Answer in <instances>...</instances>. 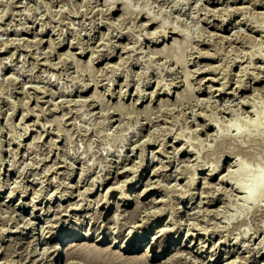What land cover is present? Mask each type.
I'll list each match as a JSON object with an SVG mask.
<instances>
[{
  "label": "rangeland",
  "instance_id": "rangeland-1",
  "mask_svg": "<svg viewBox=\"0 0 264 264\" xmlns=\"http://www.w3.org/2000/svg\"><path fill=\"white\" fill-rule=\"evenodd\" d=\"M125 1H128L129 7H131V9L133 8L135 12L124 9L125 5L122 3L124 0H119V2L118 0H112L111 3L114 2V4L117 5L115 7L116 10L114 11L111 9V3L108 4L106 0H0V209H2L0 210V217L2 216V219L0 218V236H2L0 237V244L4 246V248L7 246L5 249H8V252H6V250L0 245V264H7L11 259L14 261L11 260V264H19L20 262L22 264H38L36 260L34 261L36 257L28 253L32 252L31 254H33L36 249L41 251L42 248L40 247H43V245L46 247L43 240L45 241V237L48 234L53 235L54 238V245L50 251L52 254L56 252V248L62 240L58 238L66 234H72L71 237H78L81 240L85 239L88 234L89 236L86 239L92 243L96 242L95 239L97 235L101 234L103 237L102 240L97 243L98 245L103 248L111 247L112 249H117L119 245L126 242V235L130 231L132 234L133 232L136 234L139 233L135 226L143 222H147L148 224H141L144 227L140 229L141 231L138 230L141 233L142 241L139 244H130L135 251L126 253L128 256L141 255L146 245H149V251L153 256L150 258V261L154 264L162 263L160 261H163L169 256V248L172 249L186 243L187 247H183L186 248L184 250L185 254L184 251H181L186 256L182 255L181 252L178 253L186 258H183V260L188 264L191 262L193 264L196 262V264H227V262L228 264H244L245 261V264H261L264 262V232L261 231L264 230V192L262 191L264 183L260 185V189L254 192L253 196L248 198L247 195L255 188L256 182L264 178V0ZM228 3L229 5H227ZM216 6H218L219 12H217V8L215 9ZM209 7H212V10L207 11L206 9H209ZM121 10H125L129 13L131 12L132 15L131 13L128 14ZM147 10L151 11L153 14L155 13L159 18L158 20L164 22L162 25L163 27L165 25L164 29L167 32L163 29L162 25H159V23L146 25L147 13L145 12ZM138 11L140 15L136 13ZM122 13H126V17L123 18ZM216 13H220V15H217ZM119 15H122V19L119 18ZM221 24L223 27H220L222 26ZM157 26H161L160 28L163 31ZM175 26L177 27V30L173 29ZM154 27L155 30L158 28L156 32ZM151 30L154 31L151 32ZM160 30L162 33H160ZM149 31L151 34H149ZM153 32L157 35H154ZM163 32H166L168 35L166 34V36ZM212 32L214 33L212 34ZM157 36L160 38L159 42ZM224 36L230 37V39L226 37L224 38ZM176 37L177 39L175 40ZM27 38L29 40H27ZM35 41L36 43L33 44ZM171 41L174 43L173 45L171 44ZM38 42L39 44H37ZM119 42L122 43L125 50ZM167 44H170L173 47L175 45V47L173 48ZM114 45L115 47L112 48ZM166 46H168L167 49L170 48V50L165 49ZM85 49L87 50L85 51ZM97 49L99 52H97ZM107 49L109 50L106 52ZM110 49L113 51L112 54L114 55V58L110 60L113 62L111 66L106 64L108 58L105 59V56L111 52ZM155 49L158 52L160 49H163L162 55L160 54L161 51L158 53ZM55 50L57 51L55 52ZM121 50L122 53H120ZM48 51H53L54 53H48ZM59 51L67 52H64V54L61 53L62 55H60ZM167 51L169 52L167 53ZM202 51L209 53L207 55L202 53ZM68 52H70V55ZM72 52L76 53V56ZM102 52H106L104 53L105 55ZM71 53L74 55L72 56ZM91 53L95 56V61L92 62L93 67L89 62V60L93 58ZM34 54H36V56ZM49 54L51 55L47 56ZM96 54H99L100 56H97ZM119 55H121L120 59L122 61L118 58ZM96 56L98 57L97 59ZM3 57L6 61H3ZM11 57H13L14 60ZM118 59L121 63H118ZM195 61H199L198 63L200 64ZM10 62L14 64L11 65ZM9 63L12 67L9 66ZM207 64L210 65L208 66ZM211 64L214 65L216 70ZM107 65L109 67H107ZM114 65L116 67H114ZM259 65H262L263 67H260ZM95 66L99 69H95ZM88 67L93 69L91 70ZM100 67L102 68V72ZM205 67L209 69L211 68V72L208 69V71L205 70L206 72L204 71L203 73H200L202 68L206 69ZM243 67L246 71L242 70ZM197 68L200 70L199 72ZM239 70H241V72ZM224 73L227 76H225ZM240 73L242 74L240 75ZM236 75L239 77L237 78ZM203 76H206V78L201 81ZM209 76L214 77L215 80H208ZM244 76L247 78L245 79ZM255 77H257V81L255 80ZM258 77H260V79ZM188 81L190 82L189 84ZM200 81L202 83H200ZM221 81H224L225 83L228 81L229 84L227 83L228 85L226 86V89L221 90L224 86ZM242 82L247 83V88L240 87ZM213 83L215 84L214 86L212 85ZM86 84L87 86L85 87ZM209 84H211L213 88ZM33 85H37L36 88ZM189 85L195 87L191 89ZM254 86H258L255 88H258L261 91H256V89L253 88ZM82 87H85V90ZM122 89H124V91H122ZM144 89L145 92H143ZM111 90H114L115 92L112 94ZM94 91H97L99 94L95 92V96ZM103 91L106 92L104 93ZM167 91H169V93ZM136 92H143L141 96H144L141 97L139 101L137 99L140 97V94H137ZM254 92L255 94L257 93V95H255ZM101 93L102 95H105V97L102 96L104 97L103 99L105 100L106 98L108 102L101 98H99L100 101L95 99V97H101ZM119 94L122 96L120 97ZM178 94L181 96L177 99ZM249 95H253V97ZM245 97L248 99H245ZM85 98H88V100L85 101ZM46 100H48V102H46ZM132 100L138 103L131 102ZM247 100L252 101L249 104V101ZM253 100L255 102H253ZM164 101L166 103H164ZM120 102H122V104ZM253 103L254 105H252ZM29 104L30 106H28ZM133 104H135V106H133ZM34 105H36L35 108ZM117 105H120V107L123 106V108L119 109L120 107ZM241 106L243 107L241 108ZM151 107L153 110H149ZM42 110L44 113L41 112ZM29 112L33 113L30 114ZM21 116L22 119H20ZM36 118L39 120L37 121ZM212 119L213 121L210 122ZM201 123L203 126L199 127ZM42 124L44 127H42ZM211 124L212 127H210ZM195 129H198L197 134ZM199 129L201 132H199ZM207 130L208 132H211L210 135ZM37 132H39V135L41 133L42 135L40 136L42 137L37 135ZM35 134L39 137V141ZM177 135L180 138H178L179 140L177 139ZM35 137L38 142L35 140ZM55 138L57 139L56 141H54ZM27 142L29 145L32 143V145L34 144L36 146L33 145L31 147ZM143 144L147 145L145 146L146 148L143 147ZM164 145L165 147L161 148V150L160 147ZM239 145L241 147H239ZM182 146H184V148H182ZM241 148H244V150ZM175 150H178L179 152L176 153ZM237 150H239V153ZM164 151H166V153H164ZM223 153L224 155L221 157V154ZM47 154H49L50 157ZM166 154H168V156H165ZM45 155L48 156V159ZM144 155H146V157ZM1 157L4 160H1ZM143 158L145 159L143 160ZM215 158L218 161L221 159L219 162L220 169L218 168L219 170L214 172V174H208V172H212L209 170L215 166L213 164L218 162ZM119 159L120 161H118ZM185 159H188L187 162ZM169 160H171V162ZM206 160L208 164L206 163ZM213 160L214 163H211ZM54 161H57L56 164ZM133 161H136L135 163H137V165H135ZM144 161L147 163L146 169L140 170L138 178L141 177V180L136 182L138 178L132 180L134 176L136 177L137 175V169L135 168L140 169V166L138 165H141ZM197 161L198 164L200 163V166L197 165ZM181 162L184 165L181 164ZM117 163L118 165H116ZM123 163H126V166L128 165L127 167L131 165L133 166L134 164L133 168L135 167V170H130L128 175L127 173L125 175H120L121 177H119V181V179L117 180L113 175L117 173V170L121 171ZM165 163L168 164V166L166 165L168 168L164 169ZM229 163H231L230 167ZM51 164L52 166H50ZM153 164L156 165L155 168H160V173L157 172L155 175L152 174ZM57 165H59V167H57ZM210 165H213V167ZM47 166L50 172L47 170ZM132 166L129 168L132 169ZM180 166L182 167L180 168ZM56 167L58 169H56ZM72 167L74 170H72ZM188 167H191L192 169H188ZM49 168L53 170H50ZM193 168L195 170H193ZM190 170H193L194 174ZM196 170L199 172L196 175L195 183L193 186H190L192 185L190 179L195 175ZM181 171H188L191 172L190 175H193L190 176L188 175V172L186 174L181 173ZM228 171L233 172L230 173V175L233 174L231 175L232 177L228 178ZM222 174L224 177L226 175L227 178H224ZM80 175L84 176V178ZM169 176L171 177L169 178ZM201 176L203 178L206 176L207 181L205 182L206 179H203ZM127 177H131L132 179L130 178L128 180ZM80 178H83L82 182ZM148 178H152V184L149 186V189L145 191V194H142V196L139 197V192L141 193L144 187H148V185H146ZM122 179L126 180V182ZM127 180L131 181L128 182ZM223 180H226V182ZM112 181L115 182L114 185ZM161 181L165 189H163L164 187L160 184ZM220 181L222 182L219 183ZM93 182L96 183L93 184ZM156 182L161 186H158L159 184L157 185ZM120 183L121 185L128 183V193L132 192L131 201L125 206L123 204L125 201L119 199L121 191H124V187L121 188V190L120 188L111 190L108 196L106 195V193H108L106 190L110 185L115 186ZM174 183L176 185H172ZM205 183L211 184H209V186L207 184L206 186ZM1 184H5V187L1 186ZM153 184L155 187L152 186ZM195 184L197 185L195 186ZM215 184L217 188L215 187ZM239 184L245 186L243 191L238 189ZM72 185L75 186L73 187ZM77 185H81L80 188ZM170 185H172L171 188ZM19 186H21V188ZM25 186L27 187V190L25 189ZM219 186H221V190L219 189ZM1 187L3 188L1 189ZM87 187L91 189L93 188V191L90 189L91 191L89 192V190H87L89 188ZM85 188L87 189L84 192ZM14 189L16 190V192H14L15 194L13 193V191H15ZM22 189H25V192H22ZM192 189L193 191H191ZM202 190L204 192H201ZM81 191L83 192V199L85 198L87 202L85 199L82 201ZM208 191H211V195ZM86 193H88L87 196L85 195ZM192 193L194 198L191 200ZM9 194L11 195L10 197L13 196L12 200H9L10 198L6 200L9 197ZM37 194L39 195V198L37 197ZM34 199H38L39 201L37 200L34 202ZM162 199L164 200L163 202ZM137 200H140L141 202ZM152 200L157 201L152 203ZM107 201L110 203H107ZM33 202L36 205H34ZM57 203L63 205L62 209L58 207L59 205ZM79 203L82 204H80L82 206L81 208H79ZM118 203H121V207L118 206ZM141 203L145 204L141 207L139 205ZM51 205L52 207L50 209ZM75 205H78L79 207H76ZM161 205L162 207H160ZM10 206L14 207L12 208ZM71 206L74 207V210H72ZM148 206L151 208H148ZM57 207L59 209H57ZM143 207L145 211L143 210ZM48 208L50 211L47 210ZM152 208H157V211L154 212L156 215L151 211L153 210ZM14 209L17 211H14ZM94 209L98 214L95 213ZM98 209L99 211H103L102 216L99 215ZM158 209L160 213L158 212ZM161 209H165L166 212H164V210L161 212ZM198 209L200 212H198ZM211 209L214 210L210 211ZM185 210H188V212H185ZM205 210L207 211L206 214L204 213ZM6 211L10 213L8 214ZM134 211L135 213H133ZM193 211L197 213L196 216V213H191ZM131 212L138 215L137 218H131L133 221L130 219L132 216ZM151 212L155 216H152ZM19 213H21V217ZM142 213L144 220L142 219ZM96 215H99V218ZM115 215L118 216V218ZM203 215L205 216L202 219L201 217H203ZM14 216H16L15 219ZM22 216H24V220L26 221L23 220ZM149 216H151V218ZM171 216L173 217V220ZM8 217H11L12 220ZM16 218L18 219L16 220ZM27 218L31 220H29L28 223H26L28 221ZM115 218H117L116 220H118V222ZM177 219H180V221L178 222ZM119 220L122 223H120ZM32 221L34 223H32ZM17 222H20V225H18ZM30 222L33 225H29ZM116 222L120 224L118 225ZM53 223L55 226H53ZM131 223H134V225ZM198 223L200 224L198 225ZM16 224L18 225V231H15ZM162 224L163 227L166 226V229L163 228V231L157 233V228L162 227ZM167 224H169L168 227ZM9 226L11 231H9ZM43 226H45V228ZM200 226H204L205 228H201ZM130 228H132L133 231H129ZM257 228L260 229V232ZM211 229L214 232H212ZM167 230H169V232ZM205 230H208L210 233ZM244 230H247L248 233L245 231L247 236L243 233ZM22 231L29 232V235L22 238ZM39 231H42V234ZM118 231L121 232L119 233ZM194 232L196 235L193 236ZM202 232L205 233V235H203ZM255 232H257V234H255ZM71 237L69 239H71ZM209 237H211L213 241L209 239ZM9 238L11 240H9ZM203 238H208V242H202L201 240H203ZM225 238L227 239L225 240ZM237 238H240V240L238 241ZM113 239L114 242L112 243ZM196 240L198 241L195 243ZM32 242L33 244H31ZM161 242L166 244L163 247L164 251L157 253ZM204 243H207L208 245H205ZM27 244H30V246ZM24 245L27 246V250ZM255 245L261 247L259 248ZM47 246L49 245L47 244ZM12 247L14 248L13 250H11ZM29 248L32 249V251H28ZM15 249L17 253H13ZM173 250L175 251V249ZM229 250L231 253H229ZM225 252H227V255ZM211 254H215L213 258L214 260H210L212 257ZM244 254L247 256L250 255V257H247ZM7 255H9L10 260ZM60 255L61 252L57 257ZM236 255L239 258L236 257ZM33 257L35 258L33 259ZM240 258L242 261L243 259L245 261L242 262ZM67 259L70 258H68V255L64 254L62 256V261L65 262ZM72 259L82 262L85 261V264L88 263V261L81 257ZM200 259L201 261H199ZM234 259L237 260V262ZM2 260L5 261L2 262ZM230 260H232V263ZM140 263L141 262L138 264ZM142 263L146 264L144 262ZM168 264L173 263L169 262Z\"/></svg>",
  "mask_w": 264,
  "mask_h": 264
},
{
  "label": "bare ground",
  "instance_id": "bare-ground-1",
  "mask_svg": "<svg viewBox=\"0 0 264 264\" xmlns=\"http://www.w3.org/2000/svg\"><path fill=\"white\" fill-rule=\"evenodd\" d=\"M106 1L108 2V4L112 2V0H111V1H110V0H106ZM109 1H110V2H109ZM116 1H117V0H116ZM226 1H227V0H226ZM261 1H262V0H261ZM261 1H260V2H261ZM107 2H106V3H107ZM118 2H119V0H118ZM208 2H209V1H208ZM234 2H236V1H234ZM106 3H105V4H106ZM122 3H124V5H125V6L123 5L125 10L128 9L129 11L131 10L132 12H135V10H134L133 8L131 9V7H129V3H128V1H125V0H124V2H122ZM108 4H107V5H108ZM258 4H259V3H258ZM110 5H111V9H112V11L116 10L115 7H116L117 5H115L114 2L111 3ZM225 5H226V4H225ZM225 5H224V6H225ZM227 5H229V3H228ZM259 5H260V4H259ZM237 6H239V5H237ZM204 7H205V6H204ZM222 7H223V6H222ZM222 7H221V8H222ZM239 7H240V6H239ZM241 7H243V6H241ZM244 7H245V6H244ZM117 8H118V7H117ZM211 8H212V7H211ZM211 8L209 7V9H206V10H207V11H208V10H212ZM216 8H217V10H218V6H216L215 9H216ZM221 8H220V9H221ZM224 8H225V7H224ZM232 8H233V7H232ZM235 8H236V7H235ZM118 9H119V8H118ZM143 9H144V8H143ZM215 9H213V10H215ZM222 9H223V8H222ZM225 9H226V8H225ZM237 9H238V7H237ZM125 10H124V11H125ZM128 10H127V11H128ZM140 10H141V9H140ZM140 10H139V11H140ZM144 10H145V9H144ZM217 10H215V11H217ZM233 10H234V9H233ZM235 10H236V9H235ZM121 11H122V10H121ZM124 11H122V12H124ZM127 11H125V12H127ZM139 11L136 12V13L139 14ZM142 11H143V10H142ZM236 11H237V10H236ZM109 12H110V11H109ZM140 12H141V11H140ZM210 12H213V11H210ZM217 12H219V10H218ZM220 12H222V11H220ZM127 13L130 14L131 12H130V13L127 12ZM145 13H147V15H146V17H147V23H146V25H150V24L154 25V24H156V23H159V25H162V24L164 23L163 21L161 22V20H158L159 18L157 17V15H155V13L153 14V13H151V11H148V10H147ZM145 13H144V14H145ZM134 14H135V13H134ZM137 14H136V15H137ZM142 14H143V12H142ZM206 14H207V13H206ZM211 14H212V13H211ZM214 14H215V12H214ZM216 14H217V13H216ZM122 15H123V16H122ZM122 15H121V16H122L123 18L126 17V16H125L126 13H125V14L122 13ZM131 15H132V13H131ZM139 15H140V14H139ZM139 15H138V16H139ZM217 15H220V13L217 14ZM119 16H120V15H119ZM121 16H120L119 18H121ZM139 17H140V16H139ZM219 17H220V16H219ZM137 18H138V17H137ZM207 18H208V17H207ZM223 18H224V17H223ZM121 19H122V18H121ZM135 19H136V18H135ZM119 20H120V19H119ZM241 22H242V21H241ZM222 23H223V22H222ZM225 23H226V22H225ZM237 23H238V22H237ZM142 24H143V22H142ZM142 24H141V25H142ZM223 24H224V23H223ZM235 24H236V23H235ZM157 25H158V24H157ZM221 25H222V24H221ZM144 26H145V25H144ZM144 26H143V27H144ZM155 27H156V25H155ZM155 27H154V30H155ZM157 27H158V26H157ZM160 27H161V26H160ZM160 27H158V28H160ZM162 27H163V25H162ZM175 27H176V26H175ZM175 27H174L173 29H176V30H177V27H176V28H175ZM220 27H223V25L220 26ZM235 27H236V26H235ZM148 28H149V27H148ZM158 28H157L156 30H158ZM164 28H165V25H164L163 29H164ZM218 28H219V27H218ZM263 28H264V27H263ZM263 28H262V29H263ZM160 29H161V28H160ZM166 29H167V28H166ZM173 29H172V30H173ZM253 29H254V28H253ZM154 30H151V32L154 31ZM156 30H155V32H156ZM161 30H162V29H161ZM161 30H160V33H162ZM164 30H165V29H164ZM176 30H175V32H176ZM178 30H179V29H178ZM43 31H44V30H43ZM43 31H42V32H43ZM162 31H163V30H162ZM165 31H166V30H165ZM179 31H180V30H179ZM179 31H178V32H179ZM253 31H255V30H253ZM37 32H38V31H37ZM44 32H45V31H44ZM166 32H167V31H166ZM166 32H163V34L166 35V34H167ZM34 33H35V32H34ZM160 33H159V34H160ZM209 33H210V32H209ZM213 33H214V32H212V34H213ZM39 34H40V33H39ZM149 34H151L150 31H149ZM153 34H154V32H153ZM155 34H156V33H155ZM155 34H154V35H155ZM212 34H211V35H212ZM154 35H153V36H154ZM156 35H157V34H156ZM167 35H168V34H167ZM167 35H166V36H167ZM209 35H210V34H209ZM215 35H216V33H215ZM218 35H220V34H218ZM223 35H225V34H223ZM226 35H228V34H226ZM35 36H36V35H35ZM220 36H221V35H220ZM151 37H152V36H151ZM164 37H165V36H164ZM221 37H222V36H221ZM225 37H226V36H224V38H225ZM51 38H52V37H51ZM51 38H49V39H51ZM171 38H172V37H171ZM226 38H229V39H230V37H226ZM42 39H43V38H42ZM52 39H53V38H52ZM52 39H51V40H52ZM54 39H56V38H54ZM91 39H92V38H91ZM93 39H94V37H93ZM151 39H152V38H151ZM153 39H154V38H153ZM157 39H158V42H159V39H160V38H159L158 36H157ZM176 39H177V37L175 38V40H176ZM27 40H29V39L27 38ZM27 40H25V41H27ZM38 40H39V39H38ZM40 40H41V39H40ZM173 40H174V39H173ZM173 40H172V41H173ZM175 40H174V41H175ZM6 41H7V40H6ZM13 41H14V40H13ZM13 41H12V42H13ZM32 41H33V40H32ZM41 41H42V40H41ZM41 41H40V42H41ZM43 41H44V39H43ZM53 41H54V40H53ZM55 41H56V40H55ZM153 41H154V40H153ZM172 41H171V42H172ZM7 42H8V41H7ZM49 42H50V41H49ZM56 42H58V41H56ZM60 42H61V41H60ZM88 42H89V41H88ZM93 42H94V41H93ZM155 42H156V41H155ZM158 42H157V43H158ZM177 42H178V40H177ZM35 43H36V41H35L33 44H35ZM61 43H62V42H61ZM89 43H90V42H89ZM4 44H5V43H4ZM8 44H9V42H8ZM37 44H39V42H38ZM50 44H51V43H50ZM115 44L118 45L117 43H115ZM119 44L122 45L121 42H119ZM124 44H125V43H124ZM153 44H154V42H153ZM155 44H156V43H155ZM171 44L173 45L174 43L172 42ZM175 44H176V42H175ZM9 45H10V44H9ZM55 45H56V43H55ZM60 45H61V44H60ZM125 45H126V44H125ZM167 45L169 46L170 44H167ZM39 46H40V45H39ZM51 46H52V45H51ZM51 46H50V47H51ZM53 46H54V44H53ZM57 46H58V45H57ZM89 46H90V45H89ZM122 46H123V45H122ZM168 46H166L165 49H167ZM170 46H171V45H170ZM27 47H28V46H27ZM54 47H55V46H54ZM91 47H92V46H91ZM113 47H115V45L112 46V48H113ZM164 47H165V46H164ZM164 47H163V48H164ZM171 47H173V46H171ZM174 47H175V45H174ZM174 47H173V48H174ZM6 48H7V47H6ZM34 48H36V47H34ZM37 48H38V47H37ZM41 48H42V47H41ZM51 48H52V47H51ZM112 48H111V49H112ZM121 48H122V47H121ZM160 48H161V47H160ZM39 49H40V48H39ZM93 49H94V48H93ZM93 49H92V50H93ZM111 49H110V51H111ZM123 49L125 50V47H124V46H123ZM128 49H129V48H128ZM128 49H127V50H128ZM152 49H153V48H152ZM35 50H36V49H35ZM48 50H49V49H48ZM86 50H87V49H85V51H86ZM92 50H91V51H92ZM108 50H109V49H107L106 52H107ZM127 50H126V51H127ZM153 50H154V49H153ZM158 50H159V48H158ZM162 50H163V49H162ZM162 50L160 49L161 52L159 51L161 55H162ZM167 50H170V48H168ZM39 51H40V50H39ZM56 51H57V50H55V52H56ZM67 51H68V50H67ZM67 51H66V52H67ZM69 51H70V50H69ZM82 51H83V50H82ZM82 51H81V52H82ZM85 51H84V52H85ZM94 51H95V50H94ZM155 51H157V50L155 49ZM46 52H47V51H46ZM49 52H50V51H48V53H49ZM52 52H53V51H52ZM52 52H50V53H52ZM59 52H60V51H59ZM64 52H65V51H64ZM64 52H60L59 54L62 55V54H64ZM66 52H65V53H66ZM76 52H77V51H76ZM97 52H99L98 49H97ZM106 52H104V53H106ZM119 52H120V51H119ZM157 52H158V51H157ZM159 52H158V53H159ZM168 52H169V51H167V53H168ZM207 52H208V51H207ZM36 53H37V52H36ZM53 53H54V52H53ZM57 53H58V52H57ZM61 53H62V54H61ZM72 53H74V52H72ZM72 53H71V54H72ZM79 53H80V52H79ZM92 53H93V52H92ZM92 53H91V55H92ZM94 53H95V52H94ZM102 53H103V52H102ZM104 53H103V54H104ZM112 53H113V51H111L109 54H107V55L105 56V59L108 58V61H106V64H109L110 66H111V64H113V62H111L110 60H111L112 58H114V55H113ZM120 53H122V50H121ZM123 53H124V52H123ZM202 53H205V52L202 51ZM208 53H209V52H208ZM208 53H205V54L208 55ZM39 54H41V53H39ZM68 54L70 55V52H68ZM74 54H75V56H76V53H74ZM74 54H72V56H73ZM100 54H101V53H100ZM165 54H166V50H165ZM165 54H164V55H165ZM34 55L36 56V54H34ZM34 55H33V56H34ZM50 55H51V54H49V55H47V56H50ZM60 55H58V56H60ZM96 55H97V54H96ZM98 55H99V54H98ZM98 55H97V56H98ZM104 55H105V54H104ZM115 55H116V54H115ZM11 56H13V55H11ZM33 56H32V57H33ZM39 56H40V55H39ZM39 56H38V57H39ZM67 56H68V55H67ZM92 56H93V58H91V59L89 60L91 66H92V64H93L92 62L95 61V56H94V55H92ZM97 56H96V59L98 58ZM99 56H100V55H99ZM101 56H102V55H101ZM120 56H121V55H119V57H118L119 59H120ZM201 56H202V55H201ZM209 56H210V55H209ZM209 56H208V57H209ZM13 57H14V56H13ZM13 57H11V58L14 60ZM42 57H43V56H42ZM65 57H66V56H65ZM90 57H91V56H90ZM202 57H203V56H202ZM205 57H206V56H205ZM205 57H204V58H205ZM5 58H6V57H5ZM8 58H9V57H8ZM33 58H34V57H33ZM46 58H47V57H46ZM61 58H62V56H61ZM63 58H64V56H63ZM123 58H125V57H123ZM123 58H122V59H123ZM212 58H213V57H212ZM3 59H4V57H3ZM3 59H2V60H3ZM17 59H18V57H17ZM39 59H40V57H39ZM77 59H78V58H77ZM119 59H118L117 61H119ZM13 60H12V62H13ZM79 60H80V59H79ZM120 60H121V59H120ZM3 61H6V59H4ZM10 61H11V60H10ZM121 61H122V60H121ZM121 61H119L118 63H121ZM12 62H10L11 65L14 64V63H12ZM110 62H111V63H110ZM195 62H196V61H195ZM195 62H194V64H195ZM198 62H199V61H198ZM198 62H196V63H198ZM10 63H9V66L12 67V66L10 65ZM85 63H86V62H85ZM114 64H115V63H114ZM198 64H200V63H198ZM88 65H89V64H88ZM90 65H89V66H90ZM203 65H204V64H203ZM207 65H208V64H207ZM207 65H205V66H207ZM209 65H210V64H209ZM209 65H208V66H209ZM211 65L214 67L213 64H211ZM201 66H202V65H201ZM212 66H211V67H212ZM259 66H260V65H259ZM4 67H5V66H4ZM92 67H93V66H92ZM101 67H102V66H101ZM101 67H100V68H101ZM107 67H109V66L107 65ZM107 67H106V68H107ZM114 67H116V66L114 65ZM260 67H263V66L261 65ZM88 68H90V67H88ZM94 68H95V69H99V68H96V66H95ZM106 68H105V69H106ZM111 68H113V67H111ZM205 68H206V69L202 68V71L198 70V68H197V70H198V72L200 71V73H203L205 70L208 71V69H209V68H207V67H205ZM263 68H264V67H263ZM90 69H91V68H90ZM92 69H93V68H92ZM92 69H91V70H92ZM199 69H200V67H199ZM203 69H204V70H203ZM214 69H215V67H214ZM261 69H262V68H261ZM108 70H109V69H108ZM210 70H211V68L209 69V71H210ZM212 70H213V69H212ZM215 70H216V69H215ZM242 70H244V67H243ZM97 71H98V70H97ZM105 71H107V70H105ZM187 71H188V69H187ZM191 71H192V70H191ZM239 71L241 72V70H239ZM244 71H246V70H244ZM259 71H260V70H259ZM263 71H264V70H263ZM263 71H262V73H263ZM101 72H102V68H101ZM103 72H104V71H103ZM205 72H206V71H205ZM210 72H211V71H210ZM210 72H209V73H210ZM214 72H215V71H214ZM230 72H231V71H230ZM95 73H96V71H95ZM189 73H190V72H189ZM232 73H233V72H232ZM237 73H238V72H237ZM262 73H259V74H262ZM192 74H193V73H192ZM224 74H225V73H224ZM228 74H229V72H228ZM235 74H236V73H235ZM241 74H242V73H240V75H241ZM245 74H246V73H245ZM248 74H249V73H248ZM254 74H256V73H254ZM254 74H253V75H254ZM187 75H188V74H187ZM198 75H199V74H198ZM232 75H233V74H232ZM243 75H244V74H243ZM11 76H12V75H11ZM194 76H195V75H194ZM225 76H227V75L225 74ZM230 76H231V75H230ZM234 76H235V75H234ZM236 76H237V75H236ZM248 76H249V75H248ZM254 76H256V75H254ZM258 76H262V75H258ZM215 77H216V76H215ZM238 77H239V76H237V78H238ZM244 77H245V76H244ZM10 78H12V77H10ZM31 78H32V76H31ZM31 78H30V79H31ZM205 78H206V76H203V78H201V81H203L202 79H205ZM216 78H217V77H216ZM225 78H226V77H225ZM242 78H243V77H242ZM246 78H247V77H245V79H246ZM253 78H254V77H253ZM258 78L260 79V77H258ZM261 78H262V77H261ZM12 79H13V78H12ZM32 79H33V78H32ZM188 79H190V78H188ZM194 79H196V78H194ZM217 79H218V78H217ZM217 79H216V81H217ZM228 79H229V78H228ZM239 79H240V78H239ZM208 80H213V81H214L215 79H214V77H210V76H209V77H208ZM218 80H219V79H218ZM230 80H231V79H230ZM230 80H229V81H230ZM235 80H236V79H235ZM255 80L257 81V77H255ZM114 81H115V80H114ZM189 81L192 82L191 80H189ZM189 81H188V84L190 83ZM201 81H200V83H202ZM232 81H234V80H232ZM241 81H242V80H241ZM149 82H150V80H149ZM193 82H194V81H193ZM221 82H222V84H224L223 88L220 87L222 84L219 86V87L221 88V90L226 89V88H227L226 86L229 84L228 81H226L228 84L225 83L224 81H221ZM223 82H224V83H223ZM236 82H237V80H236ZM245 82H246V81H245ZM245 82H244V83L242 82V84H241L240 87H243V88L245 87V88H247V85H246L247 83H245ZM85 83H86V82H85ZM94 83H95V82H94ZM108 83H109V82H108ZM114 83H115V82H114ZM121 83H122V82H121ZM126 84H127V83H126ZM126 84H125V85H126ZM173 84H174V83H173ZM192 84H193V83H192ZM251 84H252V83H251ZM251 84H250V85H251ZM83 85H84V83H83ZM98 85H99V84H98ZM102 85H103V84H102ZM108 85H109V84H108ZM108 85H107V87H108ZM125 85H124V86H125ZM127 85H128V84H127ZM160 85H161V84H160ZM198 85H199V84H198ZM200 85H202V84H200ZM203 85H204V84H203ZM209 85H211V84H209ZM212 85L214 86L215 84L213 83ZM212 85H211V86H212ZM239 85H240V84H239ZM23 86H24V85H23ZM33 86L36 88L37 85H36V86L33 85ZM86 86H87V84L85 85V87H86ZM89 86H90V84H89ZM96 86H97V85H96ZM104 86H105V85H104ZM110 86H111V85H110ZM158 86H159V85H158ZM158 86H157V87H158ZM162 86H163V84H162ZM162 86H161V87H162ZM213 86H212V88H213ZM248 86H249V85H248ZM30 87H31V86H30ZM85 87H84V88H85ZM107 87H106V89L108 90ZM111 87H112V86H111ZM189 87H191V89H192V88L195 87V86H193V85L190 86V85H189ZM199 87H200V86H199ZM201 87H202V86H201ZM209 87H210V86H209ZM219 87H218V89L220 90ZM228 87H229V86H228ZM237 87H239V86H237ZM255 87H258V86H254L253 88H255ZM82 88H83V87H82ZM84 88H83V89H84ZM103 88H104V87H103ZM112 88H113V87H112ZM167 88H168V87H167ZM169 88H170V86H169ZM169 88H168V89H169ZM212 88H211V89H212ZM259 88H261V87H259ZM37 89H40V88H37ZM37 89H36V90H37ZM41 89H42V88H41ZM96 89H97V87H96ZM96 89H95V90H96ZM109 89H110V88H109ZM194 89H195V88H194ZM194 89H193V91L195 92ZM209 89H210V88H209ZM218 89H217V90H218ZM255 89H256V91L259 90L258 92L261 91V90L258 89V88H255ZM261 89H262V88H261ZM34 90H35V89H34ZM81 90H82V89H81ZM84 90H85V89H84ZM125 90H126V89H125ZM137 90H138V88H137ZM140 90H141V88H140ZM170 90H171V89H170ZM170 90H169V91H170ZM201 90H202V89H201ZM234 90H235V88H234ZM239 90H240V89H239ZM253 90H254V89H253ZM24 91H25V90H24ZM79 91H80V90H79ZM111 91H112V90H111ZM122 91H124V89H122ZM122 91H121V93H122ZM126 91H127V90H126ZM155 91H156V90H155ZM169 91H167V92L169 93ZM208 91H210V90H208ZM208 91H207V92H208ZM256 91H255V92H256ZM26 92H27V91H26ZM26 92H24V93H26ZM30 92H31V91H30ZM34 92H35V91H34ZM34 92H33V93H34ZM72 92H73V91H72ZM95 92L97 93V91H94V95L96 94ZM100 92H101V91H100ZM103 92H104V91H103ZM105 92H106V91H105ZM105 92H104V93H105ZM113 92H115V91L113 90V91H112V94H113ZM143 92H145V89H144ZM143 92H142V93H143ZM151 92H152V91H151ZM153 92H154V91H153ZM228 92H229V91H228ZM236 92H237V91H236ZM255 92H254V94H255ZM27 93H28V92H27ZM35 93H36V92H35ZM104 93H103V94H104ZM110 93H111V92H110ZM136 93H137V92H136ZM142 93H140V92L137 93V94H140V97L137 99L138 101H139V99H140L141 97L144 96V95L141 96ZM170 93H171V92H170ZM178 93H179V92H178ZM209 93H210V92H209ZM209 93H208V94H209ZM212 93H213V92H212ZM212 93H211V94H212ZM222 93H223V92H222ZM237 93H238V92H237ZM237 93H236V94H237ZM49 94H50V93H49ZM72 94H73V93H72ZM92 94H93V93H92ZM92 94H91V95H92ZM97 94H99V93H97ZM123 94H124V93H123ZM126 94H127V93H126ZM152 94H153V93H152ZM182 94H183V93H182ZM196 94H197V93H196ZM211 94H210V96L212 97ZM217 94H218V93H217ZM223 94H224V93H223ZM226 94H227V93H226ZM246 94H247V93H246ZM259 94H260V93H259ZM259 94H258V97H259ZM261 94H262V92H261ZM26 95H27V94H26ZM30 95H31V94H30ZM32 95H33V94H32ZM38 95H39V94H38ZM183 95H184V94H183ZM213 95H214V94H213ZM233 95H234V94H233ZM243 95H245V94H243ZM255 95H257V93H256ZM92 96H93V95H92ZM92 96H91V97H92ZM95 96H96V95H95ZM95 96H93V97H95ZM102 96L105 97V95H102V93H101V97H98V98L95 97V99H98V100L100 101L99 98H101L102 100H104V99H103L104 97H102ZM119 96H120V94H119ZM121 96H122V95H121ZM121 96H120V97H121ZM150 96H151V94H150ZM178 96H179V97H178ZM180 96H181V95L178 94V95H177V99L180 98ZM208 96H209V95H208ZM249 96H252V97H253V95H249ZM38 97H39V96H38ZM53 97H54V96H53ZM182 97H183V96H182ZM198 97H199V96H198ZM229 97H230V96H229ZM238 97H239V96H238ZM243 97H244V96H243ZM243 97H242V98H243ZM256 97H257V96H256ZM34 98H35V97H34ZM80 98H81V97H80ZM152 98H154V97H152ZM196 98H197V96H196ZM222 98H224V97H222ZM225 98H226V97H225ZM230 98H231V97H230ZM36 99H37V98H36ZM82 99H83V98H82ZM162 99H163V98H162ZM164 99H165V98H164ZM245 99H248V98L245 97ZM37 100H38V99H37ZM49 100H50V99H49ZM75 100H76V99H75ZM77 100H79V99H77ZM80 100H81V99H80ZM83 100H84V99H83ZM87 100H88V98H87V99L85 98V101H87ZM118 100H119V99H118ZM135 100H136V99H135ZM166 100H167V99H166ZM214 100H215V99H214ZM221 100H222V99H221ZM228 100H229V99H228ZM242 100H244V99H242ZM254 100H255V99H254ZM254 100H253V102H255ZM51 101H52V100H51ZM104 101H107L106 98H105ZM120 101H121V100H120ZM244 101H245V100H244ZM244 101H243V102H244ZM247 101H249V100H247ZM251 101H252V100L249 101V104L251 103ZM25 102H26V100H25ZM28 102H29V100H28ZM46 102H48V100H46ZM107 102H108V101H107ZM115 102H116V101H115ZM131 102H134V101L132 100ZM213 102H214V101H213ZM243 102H242V103H243ZM53 103H54V102H53ZM120 103L122 104V102H120ZM134 103H138V102H134ZM164 103H166V102L164 101ZM164 103H160V104H164ZM245 103H247V102H245ZM245 103H244V104H245ZM27 104H28V103H27ZM60 104H61V103H60ZM92 104H93V103H92ZM117 104H118V101H117ZM125 104H126V103H125ZM129 104H131V103H129ZM149 104H150V103H149ZM149 104H147V105L150 106ZM13 105H15V104H13ZM38 105H39V104H38ZM38 105H37V106H38ZM93 105H95V104H93ZM123 105H124V103H123ZM147 105H146V108H147ZM252 105H254V103H253ZM28 106H30V104H29ZM35 106H36V105H34V108H35ZM55 106H56V105H55ZM117 106L120 107V105H117ZM127 106H128V105H127ZM133 106H135V104H133ZM11 107H12V105H11ZM15 107H16V106H15ZM38 107H39V106H38ZM41 107H44V106H41ZM41 107H40V108H41ZM53 107H54V106H53ZM242 107H243V106H241V108H242ZM13 108H14V107H13ZM40 108H39V109H40ZM55 108H58V107H55ZM55 108H54V109H55ZM122 108H123V106H121L119 109H122ZM41 109H42V108H41ZM43 109H44V108H43ZM54 109H53V110H54ZM151 109H152V107L149 108V110H151ZM30 110H31V107H30ZM147 110H148V109H147ZM152 110H153V109H152ZM242 110H243V109H242ZM244 110H246V109H244ZM14 111H15V110H14ZM23 111H25V110H23ZM28 111H29V110H28ZM44 111H45V110H44ZM248 111H249V110H248ZM41 112H43V110H42ZM45 112H46V111H45ZM241 112H242V111H241ZM244 112H245V111H244ZM29 113H30V112H29ZM29 113H28V114H29ZM32 113H33V112H32ZM32 113H30V114H32ZM34 113H35V111H34ZM39 113H40V112H39ZM43 113H44V112H43ZM238 113H239V112H238ZM22 114H23V113H22ZM24 114H25V112H24ZM249 114H250V113H249ZM25 115H26V114H25ZM36 115H37V114H36ZM43 115H44V114H43ZM111 115H112V114H111ZM247 115H248V114H247ZM23 116H24V115H23ZM39 116H40V115H39ZM44 116H45V115H44ZM59 117H60V116H59ZM41 118H43V117H41ZM211 118H212V117H211ZM20 119H22V116H21ZM36 119H37V118H36ZM47 119H48V118H47ZM57 119H58V117H57ZM60 119H61V118H60ZM215 119H216V118H215ZM38 120H39V119H37V121H38ZM48 120H49V119H48ZM118 120H119V119H118ZM37 121H36V122H37ZM212 121H213V119H212L210 122H212ZM44 122H46V121H44ZM39 123H40V122H39ZM42 123H43V122H42ZM197 123H200V122H197ZM206 123H207V122H206ZM213 123H214V122H213ZM25 124H26V123H25ZM35 124H36V123H35ZM37 124H38V122H37ZM45 124H47V123H45ZM203 124H204V122H203ZM203 124L201 123V125H200L199 127H202ZM208 124H209V123H208ZM31 125H32V123H31ZM197 125H198V124H197ZM27 126H29V125H27ZM42 127H44L43 124H42ZM49 127H50V126H49ZM196 127H198V126H196ZM210 127H212V124H211ZM215 127H216V126H215ZM27 128H29V127H27ZM203 128H204V127H203ZM30 129H31V128H30ZM43 129H44V128H43ZM200 129H201V128H200ZM200 129H199V130H200ZM45 130H47V129H45ZM195 130H196V134H197L198 129H195ZM201 130H202V129H201ZM201 130H200L199 132H201ZM26 131H27V130H26ZM28 131H29V129H28ZM28 131H27V132H28ZM51 131H52V130H51ZM41 132H42V131H41ZM207 132H208V130H207ZM21 133H22V132H21ZM25 133H26V132H25ZM37 133H38V134H37ZM37 133H36V134L39 135V132H37ZM43 133H45V132H43ZM54 133H56V132H54ZM208 133H209V135H210L211 132H208ZM27 134H28V133H27ZM36 134H35V135H36ZM58 134H59V133H58ZM205 134H206V132H205ZM22 135H24V134H22ZM35 135H34V136H35ZM37 135H36V136H37ZM40 135H42V134L40 133ZM40 135H39V136H40ZM213 135H214V132H213ZM20 136H21V134H20ZM43 136H44V135H43ZM177 136H178V135H177ZM177 136H175V137H177ZM40 137H42V136H40ZM198 137H199V136H198ZM205 137H206V136H205ZM207 137H208V136H207ZM211 137H212V136H211ZM213 137H214V136H213ZM35 138H36V137H35ZM35 138H34V139H35ZM37 138H38V141H39V137H38V136H37ZM37 138L35 139L36 141H37ZM178 138H179V136L177 137V139H178ZM177 139H176V140H177ZM179 139H180V138H179ZM179 139H178V140H179ZM15 140H16V139H15ZM32 140H33V138H32ZM40 140H41V139H40ZM51 140H52V139H51ZM53 140H54V139H53ZM56 140H57V139L55 138L54 141H56ZM19 141H20V139H19ZM38 141H37V142H38ZM20 142H21V141H20ZM31 142H32V141H31ZM167 142H168V141H167ZM167 142H166V143H167ZM180 142H181V141H180ZM27 143H28V142H27ZM51 143H52V141H51ZM163 143H164V142H163ZM169 143H170V142H169ZM171 143H172V142H171ZM23 144H24V143H23ZM34 144H35V141H34ZM34 144H33V145H34ZM52 144H53V143H52ZM56 144H57V143H56ZM164 144H165V143H164ZM21 145H22V144H21ZM21 145H20V146H21ZM26 145H27V144H26ZM26 145H25V146H26ZM28 145H29V143H28ZM33 145H32V143H31V145H29V146L32 147ZM137 145H138V144H137ZM139 145H140V144H139ZM143 145H144V144H143ZM143 145H142V146H143ZM165 145H166V144H165ZM165 145L162 146V147H160V149H161V148H164ZM168 145H169V144H168ZM170 145H171V144H170ZM183 145H184V144H183ZM34 146H36V145H34ZM53 146H54V144H53ZM145 146H147V145H144L143 147H145ZM180 146H181V145H180ZM184 146H185V145H184ZM184 146H182V148H184ZM18 147H19V146H18ZM18 147H17V148H18ZM132 147H133V146H132ZM140 147H141V146H140ZM175 147H176V146H175ZM239 147H241V146L239 145ZM243 147H244V146H243ZM145 148H146V147H145ZM180 148H181V147H180ZM244 148H245V147H244ZM244 148H241V149L244 150ZM19 149H20V148H19ZM52 149H53V148H52ZM132 149H133V148H132ZM132 149H131V150H132ZM189 149H190V148H189ZM50 150H51V149H50ZM50 150H49V151H50ZM146 150H147V149H146ZM156 150H157V149H156ZM161 150H162V149H161ZM163 150H164V149H163ZM179 150H181V149H179ZM182 150H183V149H182ZM235 150H236V149H235ZM235 150H234V152H235ZM243 150H242V151H243ZM245 150H246V149H245ZM157 151H158V150H157ZM159 151H160V150H159ZM173 151H174V150H173ZM175 151H176V153L179 152L178 150H175ZM237 151H238V153H239V150H237ZM142 152H143V148H142ZM144 152H145V151H144ZM155 152H156V151H155ZM162 152H163V151H162ZM162 152H161V153H162ZM171 152H172V151H171ZM218 152H219V151H218ZM49 153H50V152H49ZM164 153H166V151H164ZM164 153H163V154H164ZM225 153H226V152H225ZM123 154H124V153H123ZM123 154H122V155H123ZM132 154H133V153H132ZM139 154H140V153H139ZM141 154H142V153H141ZM154 154H155V153H154ZM156 154H157V153H156ZM172 154H173V153H172ZM219 154H220V153H219ZM47 155L49 156V154H47ZM122 155H120V156H122ZM125 155H126V154H125ZM129 155H130V154H129ZM136 155H137V154H136ZM142 155H143V154H142ZM142 155H141V156H142ZM175 155H176V154H175ZM222 155H224V153L221 154V157H223ZM230 155H231V154H230ZM232 155H233V154H232ZM45 156H46V155H45ZM48 156H46L47 159H48ZM127 156H128V155H127ZM144 156L146 157V155H144ZM156 156H157V155H156ZM156 156H155V157H156ZM165 156H168V154H166ZM169 156H170V155H169ZM178 156H179V155H178ZM234 156H235V155H234ZM49 157H50V156H49ZM122 157H123V156H122ZM131 157H132V156H131ZM152 157H153V156H152ZM175 157H176V156H175ZM188 157H189V156H188ZM217 157H219V156H217ZM221 157H220V158H221ZM127 158H128V157H127ZM134 158H135V156H134ZM134 158H133V159H134ZM140 158H142V157H140ZM157 158H158V157H157ZM169 158H170V157H169ZM179 158H180V157H179ZM186 158H187V157H186ZM191 158H192V157H191ZM196 158H197V157H196ZM47 159H46V160H47ZM51 159H52V158H51ZM55 159H56V158H55ZM124 159H125V158H124ZM129 159H130V158H129ZM144 159H145V158H143V160H144ZM147 159H148V158H147ZM147 159H146V160H147ZM183 159H184V158H183ZM197 159H198V158H197ZM209 159H210V158H209ZM209 159H208V162H209ZM215 159H216V158H215ZM221 159H222V158H221ZM221 159H220L219 161L216 159L218 162H215L216 164H213V165H215L214 167H213V165H210V166H212L213 168L211 169V167H210L211 170L208 169L209 171H212V172H208V174H212V173L214 174V172H216L217 170L220 169V168H219V165H220L219 162L221 161ZM1 160H4V159H2V157H1ZM44 160H45V159H44ZM49 160H50V159H49ZM121 160H122V159H121ZM131 160H132V158H131ZM140 160H141V159H140ZM167 160H168V158H167ZM167 160H166V161H167ZM185 160H186V159H185ZM187 160H188V159H187ZM187 160H186V162H187ZM57 161H58V160H57ZM57 161H54L55 164H56ZM118 161H120V159H119ZM123 161H124V160H123ZM125 161H126V160H125ZM141 161H142V160H141ZM169 161L171 162V160H169ZM177 161H178V160H177ZM200 161H201V160H200ZM211 161H212V158H211ZM211 161H210V162H211ZM126 162H127V161H126ZM133 162H134V161H133ZM135 162H136V161H135ZM135 162H134V163H135ZM144 162H145V161H144ZM144 162H143V163L141 162L142 164H141V165H140V164L138 165V166H140V167H139L140 169L134 167L135 169H137V170H136V171H137V175H136V177H135L134 174H133L134 178L132 179V178L130 177L132 180H134L135 178H138V175H139L140 170H142V169H146V165H147V163H146V162L144 163ZM204 162H205V161H204ZM58 163H59V162H58ZM119 163H120V162H119ZM157 163H158V162H157ZM157 163H156V164H157ZM206 163H207V160H206ZM211 163H214V160H213V162H211ZM1 164H2V163H1ZM53 164H54V163H53ZM132 164H133V163H132ZM169 164H170V163H169ZM172 164H173V163H172ZM177 164H178V163H177ZM181 164H183V163L181 162ZM188 164H189V163H188ZM199 164H200V163H199ZM199 164H198V161H197V165H199ZM207 164H208V163H207ZM209 164H210V163H209ZM230 164H231V163H229V167H230ZM116 165H118V163H117ZM135 165H137V163H135ZM166 165L168 166V164L165 163V166H166ZM183 165H184V164H183ZM190 165H192V164H190ZM194 165H195V164H194ZM50 166H52V164H51ZM55 166H56V165H55ZM74 166H75V164H74ZM122 166H123V168H121V171L117 170V169H118V168H117V169H116V170H117V173H116L115 175H113V177L116 178L117 180L119 179V177H121L120 175H125L126 173H127V175H128V172H129L130 170H135V169L133 168L134 164H133V166L131 165V166H132V169L129 168V167H131V166L127 167L128 165L126 166V163H123ZM138 166H136V167H138ZM157 166H158V165H157ZM163 166H164V164H163ZM165 166H164V169H165V168H168L167 166H166V167H165ZM199 166H200V165H199ZM205 166H206V164H205ZM205 166H204V167H205ZM57 167H59V165H57ZM57 167H56V169H58ZM118 167H119V166H118ZM152 167H153V168H152V170H153L152 174H154V175L157 174V172H159L160 168H158V167H157L158 169L155 168V167H156L155 164H153ZM159 167H160V166H159ZM169 167H170V166H169ZM171 167H172V166H171ZM181 167H182V166H180V168H181ZM191 167H192V166H191ZM191 167H188V169L191 168ZM194 167H195V166H194ZM53 168H54V166H53ZM161 168H162V166H161ZM183 168H184V167H183ZM183 168H182V169H183ZM186 168H187V167H186ZM186 168H185V169H186ZM197 168H200V167H197ZM202 168H203V167H202ZM218 168H219V169H218ZM2 169H3V168H2ZM49 169H50V168H49ZM54 169H55V168H54ZM191 169H192V168H191ZM45 170H46V168H45ZM47 170H48V166H47ZM50 170H53V169H50ZM72 170H74L73 167H72ZM171 170H172V168H171ZM179 170H180V169H179ZM186 170H187V169H186ZM193 170H195V169L193 168ZM193 170H192V171L190 170V171L193 173ZM228 170H229V168H228ZM48 171H49V170H48ZM48 171H46V172H48ZM54 171H55V170H54ZM56 171H57V170H56ZM160 171H161V170H160ZM188 171H189V170H188ZM188 171H187V172H188ZM49 172H50V171H49ZM163 172H164V171H163ZM165 172H166V171H165ZM187 172H183V171H181V173H186V174H187ZM191 172H188V173H189L188 175H190ZM198 172H199V171L196 170L195 175H193L194 173L191 174V175H193V177H191V179H190V180H191V184H192V185L189 184L190 186H193V184L195 183L196 175L198 174ZM228 172H229V171H228ZM231 172H232V171H231ZM231 172H229V174L227 173V176L229 175L228 178H229V177H232L231 175H233V174L230 175ZM63 173H65V172H63ZM159 173H160V172H159ZM161 173H162V172H161ZM232 173H233V172H232ZM47 174H48V173H47ZM47 174H46V175H47ZM66 174H67V173H66ZM70 174H71V172H70ZM168 174H169V173H168ZM179 174H180V173H179ZM224 174H226V173H224ZM81 175H82V174H81ZM81 175H80V176H81ZM163 175H164V174H163ZM163 175H162V176H163ZM172 175H173V174H172ZM183 175H184V174H183ZM191 175H190V176H191ZM222 175H223V174H222ZM48 176H49V175H48ZM105 176H107V175H105ZM142 176H143V175H142ZM162 176H161V177H162ZM165 176H166V175H165ZM173 176H174V175H173ZM173 176H172V177H173ZM190 176H189V178H190ZM227 176L225 175L226 178H227ZM67 177H69V176H67ZM81 177L84 178V176H81ZM128 177H129V176H128ZM128 177H127V179L129 180L130 178H128ZM163 177H164V176H163ZM170 177H171V176H169V178H170ZM174 177H175V176H174ZM180 177H181V176H180ZM186 177H187V176H186ZM201 177H202V176H201ZM223 177H224V175H223ZM225 177H224V178H225ZM83 178H82V179H83ZM102 178L105 179L104 177H102ZM108 178H109V176H108ZM169 178H168V179H169ZM202 178H203V177H202ZM80 179H81V178H80ZM82 179H81V182L83 181ZM103 179H102V180H103ZM116 179H115V180H116ZM124 179H125V178H124ZM124 179H122V180H124ZM162 179H163V178H162ZM162 179H161V180H162ZM164 179H165V178H164ZM168 179H167V180H168ZM176 179H177V178H176ZM203 179H206L205 182L207 181V177H206V176H205ZM221 179H222V178H221ZM1 180H2V179H1ZM5 180H7V179H5ZM45 180H46V179H45ZM49 180H50V179H49ZM122 180H121V182H122ZM128 180H127V181H128ZM140 180H141V177H139V178L137 179L136 182H138V181H140ZM153 180H155V179H153ZM158 180H159V178H158ZM228 180H229V179H228ZM52 181H53V179H52ZM56 181H57V180H56ZM119 181H120V179H119ZM124 181L126 182V180H124ZM130 181H131V180H130ZM130 181H128V182H130ZM143 181H144V180H143ZM159 181H160V180H159ZM223 181L226 182V180H223ZM1 182H2V181H1ZM3 182H5V181H3ZM36 182H37V181H36ZM50 182H51V180H50ZM61 182H62V181H61ZM65 182H66V180H65ZM99 182H100V181H99ZM102 182H104V181H102ZM117 182H118V181H117ZM117 182H116V183H117ZM125 182H124V183H125ZM145 182H146V181H145ZM145 182H143V183H145ZM153 182H154V181H153ZM187 182H188V180H187ZM189 182H190V181H189ZM199 182H200V181H199ZM203 182H204V181H203ZM208 182H210V181H208ZM221 182H222V181H220L219 183H221ZM78 183H79V179H78ZM94 183H96V182H93V184H94ZM112 183H113V185H114L115 182L112 181ZM156 183H157V182H156ZM175 183H176V182H175ZM175 183L172 184V185H176V184H177V183H176V184H175ZM223 183H224V182H223ZM262 183H264V178H262V179H260V180H258V181L256 182V186H255V188H254L252 191L249 192V194L247 195V197L250 198L251 196H253V195H254V192H255L256 190L260 189V187H261L260 185H261ZM52 184H53V182H52ZM58 184H59V183H58ZM64 184H65V183H64ZM122 184H123V183H122ZM151 184H152V178H150V179L148 178V181L146 182V185H148V187H147V186H146V188L144 187V189H142V192H141V193L139 192V195H138V193H137V195H138L139 197L142 196V194L144 195V194H145V191L149 189V186H150ZM158 184H159V183H157V185H158ZM160 184L162 185V181L160 182ZM160 184H159L158 186H161ZM207 184H208V183H205L206 186H207ZM209 184H211V183H209ZM209 184H208V186H209ZM4 185H5V184H4ZM4 185L1 184V186L5 187ZM20 185H21V184H20ZM62 185H63V183H62ZM66 185H67V184H66ZM82 185H83V184H82ZM164 185H165V184H164ZM172 185H170V188L172 187ZM196 185H197V184H195V186H196ZM213 185H214V183H213ZM58 186H59V185H58ZM72 186H73V185H72ZM74 186H75V185H74ZM74 186H73V187H74ZM77 186L80 188L81 185H80V186L77 185ZM84 186H85V185H84ZM88 186H89V185H88ZM116 186H117V187H116ZM118 186H120V187H118ZM152 186L155 187L154 184H153ZM158 186H157V187H158ZM162 186H163V185H162ZM167 186H168V184H167ZM167 186H166V187H167ZM177 186H178V185H177ZM3 187H1V189H2ZM7 187H8V186H7ZM19 187L21 188V186H19ZM90 187H91V186H90ZM108 187H109V186H108ZM123 187H124V191H121V196H120L119 199L125 201V202L123 203L124 206H125V205H128V204L130 203V201H131V196H132V192H131V193H128V188H129L128 183H127V184H123V185H121V183H120V184H116L115 186L110 185V187L107 188V190H106V191L108 192V193H106V195L108 196V194H109V192H110L111 190H115V189H119V188H120V190H121V188H123ZM163 187H164V186H163ZM210 187H211V186H210ZM215 187H216V184H215ZM215 187H213V188H215ZM26 188H27V187L25 186V189H26ZM29 188H30V185H29ZM32 188H33V187H32ZM35 188H36V187H35ZM87 188H89V187H87ZM87 188L84 189V192H85V190H86ZM168 188H169V186H168ZM204 188H205V187H204ZM216 188H217V187H216ZM220 188H221V186H219V189H220ZM243 188L245 189V186H242V185H240V184L238 185V189H240V191H243ZM15 189H16V187H15ZM15 189H14V190H15ZM25 189H22L21 191H22V192H23V191L25 192ZM41 189H43V188H41ZM64 189H65V188H64ZM90 189H91V188H89V189H87V190H89V192H90L93 188H92L91 190H90ZM163 189H165V187H164ZM202 189H203V188H202ZM236 189H237V188H236ZM17 190H20V189H17ZM26 190H27V189H26ZM38 190H39V189H38ZM68 190H69V189H68ZM68 190H67V191H68ZM122 190H123V189H122ZM210 190H211V189H210ZM217 190H218V189H217ZM220 190H221V189H220ZM41 191H42V190H41ZM63 191H65V190H63ZM71 191H72V190H71ZM79 191H80V190H79ZM92 191H93V190H92ZM160 191H162V190H160ZM191 191H193V189H192ZM262 191L264 192V188L262 189ZM14 192H16V190L13 191V193H14ZM38 192H39V191H38ZM73 192H74V191H73ZM81 192H82V191H81ZM119 192H120V191H119ZM201 192H204V191L202 190ZM208 192H209V191H208ZM210 192H211V191H210ZM210 192H209V193H210ZM213 192H214V191H213ZM216 192H218V191H216ZM10 193H12V192H10ZM35 193H36V192H35ZM35 193H34V194H35ZM70 193H72V192H70ZM104 193H105V192H104ZM111 193H112V192H111ZM206 193H207V192H206ZM209 193H208V194H209ZM14 194H15V193H14ZM23 194H24V193H23ZM23 194H22V195H23ZM38 194H39V193H38ZM38 194H37V195H38ZM63 194H64V193H63ZM63 194H62V195H63ZM65 194H66V193H65ZM73 194H74V193H73ZM79 194H80V193H79ZM87 194H88V193H86L85 195L87 196ZM160 194H161V193H160ZM202 194H203V193H202ZM204 194H205V193H204ZM214 194H215V192H214ZM12 195H13V194H12ZM39 195H40V194H39ZM39 195L37 196L38 198H39ZM42 195H43V193H42ZM53 195H54V194H53ZM53 195H52V197H53ZM77 195H78V194H77ZM81 195H82V199H83V192H82ZM101 195H102V193H101ZM104 195H105V194H104ZM137 195H135V196H137ZM190 195H191V194H190ZM210 195H211V193H210ZM8 196H9V197H8L6 200H8L9 198H10L9 200H12L13 196L10 197V196H11L10 194H9ZM43 196H44V195H43ZM110 196H111V195H110ZM208 196H209V195H208ZM208 196H206V197H208ZM214 196H216V195H214ZM217 196H218V195H217ZM32 197H33V196H32ZM44 197H45V196H44ZM80 197H81V196H80ZM103 197H104V196H103ZM103 197H102V198H103ZM139 197H138V198H139ZM206 197H205V198H206ZM69 198H70V197H69ZM73 198H74V197H73ZM106 198H107V197H106ZM106 198H105V199H106ZM132 198H133V197H132ZM193 198H194V197H193V193H192L191 200H192ZM84 199H85V198H84ZM84 199H83L82 201H84ZM88 199H89V198H88ZM152 199H153V197H152ZM158 199H160V198H158ZM163 199H164V198H163ZM163 199H162V202L165 200V199H164V200H163ZM203 199H204V198H203ZM213 199H214V198H213ZM37 200H38V199H37ZM37 200L34 199V202H36ZM67 200H68V199H67ZM97 200H98V202H99L98 197H97ZM102 200H103V199H102ZM108 200H109V199H108ZM211 200H212V199H211ZM38 201H39V200H38ZM85 201H86V199H85ZM137 201L141 202L140 200H137ZM156 201H157V200H152V203H153V202H156ZM202 201H203V200H202ZM213 201H214V200H213ZM22 202H23V201H22ZM34 202H33V203H34ZM69 202H70V201H69ZM80 202H81V201H80ZM86 202H87V201H86ZM98 202H97V203H98ZM108 202H109V201H107V203H108ZM158 202H159V201H158ZM162 202H161V203H162ZM211 202H212V201H211ZM3 203H4V202H3ZM70 203H71V202H70ZM82 203H83V202H82ZM94 203H95V202H94ZM109 203H110V202H109ZM148 203H149V202H148ZM148 203H147V204H148ZM201 203H202V202H201ZM201 203H200V205H201ZM203 203H204V202H203ZM25 204H26V201H25ZM27 204H28V203H27ZM29 204H30V202H29ZM57 204H58V203H57ZM80 204H81V203H79V205H80ZM98 204H99V203H98ZM118 204H119L118 206H120L121 203H118ZM143 204H145V203H143ZM143 204L141 203V204H139V205L142 207ZM0 205H1V204H0ZM34 205H36V204L34 203ZM58 205H59L58 207H60V208L62 209V206H63V205H62L61 203H59ZM70 205H71V204H70ZM70 205H69V206H70ZM81 205H82V204H81ZM81 205H80V207H79L78 205H77V206H78L79 208H81V207H82ZM91 205H92V203H91ZM150 205H152V204H150ZM156 205H157V204H156ZM196 205H197V204H196ZM211 205H212V204H211ZM7 206H8V205H7ZM23 206H24V205H23ZM73 206H74V204H73ZM73 206H71L72 210H74V207H73ZM75 206H76V205H75ZM77 206H76V207H77ZM89 206H90V205H89ZM140 206H139V207H140ZM198 206H199V203H198ZM207 206H208V205H207ZM1 207H2V206H1ZM10 207H12V206H10ZM13 207H14V206H13ZM13 207H12V208H13ZM51 207H52V205L50 206V209H51ZM58 207H57V209H59ZM120 207H121V206H120ZM141 207H140V208H141ZM149 207H150V206H148V208H149ZM152 207H153V206H152ZM156 207H157V206H156ZM160 207H162V205H161ZM208 207H209V206H208ZM21 208H22V207H21ZM40 208H41V207H40ZM69 208H70V207H69ZM69 208H67V209H69ZM86 208H87V207H86ZM150 208H151V207H150ZM194 208H195V207H194ZM204 208H205V206H204ZM3 209H4V207H3ZM8 209H9V208H8ZM8 209H7V210H8ZM50 209L48 208L47 210L50 211ZM52 209H54V208H52ZM64 209H65V208H64ZM77 209H78V208H77ZM87 209H88V208H87ZM96 209H97V208H96ZM152 209H153V210H151V209H150V210H151L153 213L157 211V210H156L157 208H156V209H155V208H152ZM159 209H160V208H159ZM159 209H158V212L160 213ZM208 209H209V208H208ZM0 210H2V209H0ZM10 210H11V209H10ZM10 210H9V211H10ZM79 210H80V209H79ZM121 210H123V209H121ZM124 210H125V209H124ZM127 210H128V209H127ZM135 210H136V209H135ZM143 210H144V207H143ZM148 210H149V209H148ZM154 210H155V211H154ZM162 210H164V212H166L165 209H161V212H163ZM175 210H176V209H175ZM198 210H199V209H198ZM212 210H214V209H211L210 211H212ZM14 211H17V210L14 209ZM43 211H44V210H43ZM51 211H53V210H51ZM62 211H63V210H62ZM68 211H69V210H68ZM94 211H95V209H94ZM125 211H126V210H125ZM130 211H131V210H130ZM139 211H140V210H139ZM144 211H145V210H144ZM177 211H178V209H177ZM208 211H209V210H208ZM2 212H3V211H2ZM6 212L8 213V211H6ZM98 212H99V215L102 216L103 211H99V209H98ZM147 212H148V211H147ZM152 212H151V214H152ZM178 212H179V211H178ZM185 212H188V210H187V211L185 210ZM198 212H200V210H199ZM203 212H204V211H203ZM203 212H202V213H203ZM9 213H10V212H9ZM9 213H8V214H9ZM58 213H59V211H58ZM75 213H76V212H75ZM95 213H96V211H95ZM121 213H122V212H121ZM129 213H130V212H129ZM131 213H132V212H131ZM133 213H135V211H134ZM133 213H132V216L130 217V219H131V218H137V217H138L137 214H133ZM137 213H138V212H137ZM144 213H145V212H144ZM191 213H196V212L193 211V212H191ZM204 213L206 214L207 211L205 210ZM13 214H14V212H13ZM16 214H17V212H16ZM64 214H65V213H64ZM73 214H74V213H73ZM96 214H98V213H96ZM119 214H120V212H119ZM139 214H140V213H139ZM154 214H155V213H154ZM154 214H152V216H153ZM162 214H163V213H162ZM164 214H165V213H164ZM208 214H209V212H208ZM2 215H3V214H2ZM6 215H7V214H6ZM6 215H5V216H6ZM19 215H20V217H21V213H19ZM35 215H36V214H35ZM70 215H71V214H70ZM76 215H77V214H76ZM99 215H96V216L98 217ZM148 215H150V214H148ZM148 215H147V216H148ZM155 215H156V214H155ZM155 215H154V216H155ZM158 215H159V214H158ZM179 215H180V214H179ZM189 215H190V213H189ZM196 215H197V213L195 214V216H196ZM3 216H4V215H3ZM89 216H90V215H89ZM115 216H116V215H115ZM120 216H121V214H120ZM147 216H146V218H147ZM177 216H178V215H177ZM195 216H194V217H195ZM200 216H201V214H200ZM204 216H205V215H203V217H201V218L203 219ZM12 217H13V216H12ZM15 217H16V216H14V219H15ZM20 217H19V218H20ZM57 217H59V216H57ZM57 217H56V218H57ZM79 217H80V216H79ZM116 217L118 218V216H116ZM125 217H126V216H125ZM142 217H143V218H142ZM142 217H141V218L144 220L143 213H142ZM149 217L151 218V216H149ZM149 217H148V218H149ZM171 217H172V216H171ZM174 217H176V216H174ZM0 218L2 219V216H1ZM8 218H9V217H8ZM10 218H11V217H10ZM10 218H9V219H10ZM22 218H23V220H24V216H22ZM60 218H61V217H60ZM77 218H78V217H77ZM98 218H99V217H98ZM117 218H115V220H116ZM128 218H129V216H128ZM128 218H127V219H128ZM177 218H178V217H177ZM180 218H181V217H180ZM189 218H190V217H189ZM5 219H7V218H5ZM9 219H7V220H9ZM17 219H18V218H16V220H17ZM27 219H28V218H27ZM57 219H58V218H57ZM61 219H62V218H61ZM119 219H120V218H119ZM170 219H171V218H170ZM11 220H12V218H11ZM29 220H30V219H28V221H27L26 223H28ZM46 220H47V219H46ZM52 220H53V219H52ZM55 220H56V219H55ZM59 220H60V219H59ZM97 220H98V219H97ZM102 220H103V219H102ZM131 220L133 221V219H131ZM131 220H130V221H131ZM148 220H149V219H148ZM172 220H173V217H172ZM177 220H178V219H177ZM13 221H14V220H13ZM13 221H12V222H13ZM24 221H26V220H24ZM30 221H31V220H30ZM49 221H50V220H49ZM103 221H104V220H103ZM116 221L118 222V220H116ZM119 221H120V220H119ZM130 221H129V222H130ZM134 221H135V219H134ZM179 221H180V219L178 220V222H179ZM10 222H11V221H10ZM10 222H9V224H10ZM15 222H16V221H15ZM56 222H57V221H56ZM117 222H116V223H117ZM126 222H128V221H126ZM174 222H175V220H174ZM3 223L5 224L4 221H3ZM19 223H20V222H17L18 225H20ZM32 223H34V222L32 221ZM32 223L30 222L29 225L32 224ZM120 223H122V222L120 221ZM120 223H119V224H120ZM137 223H138V222H137ZM137 223H135V224H137ZM145 223H147V222H143V223H141V224H145ZM175 223H176V222H175ZM193 223H194V222H193ZM11 224H12V223H11ZM17 224H16V225H17ZM50 224H51V223H50ZM50 224H49V225H50ZM57 224H58V223H57ZM106 224H107V223H106ZM117 224H118V223H117ZM119 224H118V225H119ZM124 224H125V223H124ZM131 224H132V223H131ZM141 224L139 223L138 225L135 226V227L137 228V232H139V233H137V234L134 233V232H133V234H132V232L130 231V230H132V228L129 229L130 232L126 235V242H123L121 245H119V247H118L117 249H112L111 247H110V248H109V247H107V248L104 247V248H103L102 246L98 245L97 243L100 242V241L102 240V237H103V236H101V234H98V235H97V237H96V239H95L96 242H93V243L90 242V241H88V240L86 239V238L89 236L88 234H87V237H85V239H83V240L79 239L78 237H71L72 234H68V235L66 234V235H63V236H61V237L58 238V239H62V240H61V242H59V246L56 248V252L52 254V252H50V251H51V249H52V246L54 245V238H53V235H49V234H48V235H46V237H45V241L43 240V242L46 244V247L43 245V247H40V248H42L41 251H40L39 249H36V250H35V253L31 254L32 252H29L28 254H30V255H34L36 258L33 257V259L35 258L34 261L36 260L38 264H85V263H86L85 261L82 262V261H79V260L77 261V260H75V259H72V258H76V257H78V258L81 257V258H83L84 260L88 261L87 264H138L139 262H141L140 264H143L142 262H144V263H146V264H154V263H152V262L150 261V258L153 257V256H152L151 252L149 251V245H146V247L143 249V253H142L141 255H133V256H130V255L128 256V255H126V253H130V252L135 251V249H133V248L131 247V245H130L131 243H133V244H134V243L139 244V243L142 241V236L140 235V234H141V233H140V231H141L140 229L143 228L144 226L141 225ZM147 224H148V223H147ZM150 224H151V223H150ZM176 224H177V223H176ZM185 224H186V223H185ZM188 224H189V223H188ZM190 224H192V223H190ZM195 224H196V222H195ZM199 224H200V223H198V225H199ZM16 225H15V226H16ZM18 225L15 227V228H16L15 231H18V230H17V229H18V228H17ZM32 225H33V224H32ZM49 225H48V226H49ZM127 225H129V224H127ZM132 225H134V223H133ZM151 225H152V224H151ZM173 225H174V224H173ZM179 225H180V223H179ZM262 225H263V224H262ZM4 226H5V225H4ZM24 226H25V225H24ZM27 226H28V225H27ZM48 226H46V227H48ZM53 226H55L54 223H53ZM109 226H110V225H109ZM122 226H123V225H122ZM124 226H125V225H124ZM129 226H130V225H129ZM168 226H169V224H167V227H168ZM194 226H195V225H194ZM194 226H193V227H194ZM22 227H23V226H22ZM43 227L45 228V226H43ZM50 227H51V226H50ZM110 227H111V226H110ZM114 227H116V226H114ZM125 227H127V226H125ZM165 227H166V226L163 227V224H162V227L157 228V231H156V230H155V231L158 233L159 231H163V228H165ZM191 227H192V226H191ZM195 227H196V226H195ZM200 227L203 228L204 226H203V227L200 226ZM1 228H2V226H1ZM5 228H6V227H5ZM8 228H9V231H11V230H10V229H11L10 226H9ZM19 228H20V227H19ZM25 228H26V227H25ZM33 228H34V227H33ZM35 228H36V227H35ZM41 228H42V227H41ZM53 228H54V227H53ZM53 228H51V229H53ZM119 228H120V227H119ZM121 228H122V227H121ZM178 228H179V227H178ZM201 228H200V229H201ZM204 228H205V227H204ZM258 228H261V227H258ZM258 228H257V229H258ZM6 229H7V228H6ZM6 229H4V230L7 231ZM12 229H13V228H12ZM21 229H23V228H21ZM54 229H55V228H54ZM123 229H124V228H123ZM148 229H149V228H148ZM165 229H166V228H165ZM165 229H164V230H165ZM179 229H180V228H179ZM191 229H192V228H191ZM191 229H190V230H191ZM197 229H199V228H197ZM207 229H208V227H207ZM263 229H264V226H263ZM0 230H1V229H0ZM34 230H35V229H34ZM34 230H32V231H34ZM47 230H49V229H47ZM120 230H121V229H120ZM124 230H126V229H124ZM138 230H140V231H138ZM190 230H189V232H190ZM211 230H212V229H211ZM211 230H210V231H211ZM215 230H216V229H215ZM5 231H3V232H5ZM13 231H14V229H13ZM35 231H36V230H35ZM45 231H46V230H45ZM53 231H55V230H53ZM132 231H133V230H132ZM167 231L169 232V230H167ZM170 231H171V229H170ZM172 231H173V230H172ZM179 231H180V230H179ZM192 231H193V230H192ZM194 231H195V230H194ZM200 231H201V230H200ZM203 231H204V230H203ZM205 231H208V230H205ZM245 231H246V233H248L247 230H244L243 233H245ZM253 231H254V230H253ZM258 231L260 232V229H258ZM258 231H257V232H258ZM261 231L264 232V230H261ZM0 232H1V231H0ZM22 232H23V234H22V238H25L26 236L29 235V232H25V231H22ZM39 232L41 233L42 231H39ZM43 232H44V231H43ZM48 232H49V231H48ZM118 232H119V231H118ZM120 232H121V231H120ZM120 232H119V233H120ZM164 232H165V231H164ZM164 232H163V233H164ZM208 232H209V231H208ZM212 232H214V231L212 230ZM215 232H217V231H215ZM251 232H252V231H251ZM251 232H250V233H251ZM257 232H255V234H257ZM44 233H45V232H44ZM44 233H43V234H44ZM46 233H47V232H46ZM50 233H51V232H50ZM157 233H156V234H157ZM161 233H162V232H161ZM202 233H203V232H202ZM209 233H210V232H209ZM218 233H219V232H218ZM246 233H245V234H246ZM7 234H8V233H7ZM30 234H31V233H30ZM41 234H42V233H41ZM52 234H53V233H52ZM130 234H131V235H130ZM245 234H244V235H245ZM259 234H260V233H259ZM1 235H2V233H1ZM31 235H32V234H31ZM44 235H45V234H44ZM59 235H60V234H59ZM117 235H118V234H117ZM117 235H116V236H117ZM129 235H130V237H129ZM191 235H192V234H191ZM191 235H190V236H191ZM194 235H196L195 232H194L193 236H194ZM203 235H205V233H203ZM207 235H208V234H207ZM32 236H34V235H32ZM42 236H43V235H42ZM54 236H55V235H54ZM155 236H157V235H155ZM158 236H159V235H158ZM166 236H167V235H166ZM209 236H210V235H209ZM220 236H221V235H220ZM246 236H247V234H246ZM249 236H251V235H249ZM249 236H248V237H249ZM0 237H2V236H0ZM3 237H4V236H3ZM15 237H16V236H15ZM40 237H41V236H40ZM70 237H71V239H69ZM127 237H128V238H127ZM160 237H161V236H160ZM206 237H207V236H206ZM212 237H213V235H212ZM243 237H244V236H243ZM243 237H242V238H243ZM5 238H6V237H5ZM11 238H12V237H11ZM13 238H14V237H13ZM18 238H19V237H18ZM35 238H36V237H35ZM42 238H43V237H42ZM157 238H158V237H157ZM161 238H162V237H161ZM194 238H195V237H194ZM199 238H200V237H199ZM244 238H245V237H244ZM253 238H254V234H253ZM263 238H264V237H263ZM159 239H160V238H159ZM165 239H166V238H165ZM209 239H211V237H209ZM226 239H227V238H225V240H226ZM250 239H252V238H250ZM250 239H249V240H250ZM258 239H259V238H258ZM9 240H11V239L9 238ZM17 240H18V239H17ZM19 240H20V239H19ZM31 240H34V239H31ZM152 240H153V239H152ZM156 240H157V239H156ZM166 240H167V239H166ZM207 240H208V238H207V239H204V238H203V240H201V241H202V242H206ZM211 240H212V239H211ZM237 240L239 241L240 238H237ZM252 240H253V239H252ZM12 241H13V240H12ZM12 241H11V242H12ZM159 241H160V240H159ZM161 241H162V240H161ZM192 241H194V240H192ZM197 241H198V240H196L195 243H196ZM201 241H200V242H201ZM212 241H213V240H212ZM214 241H215V240H214ZM259 241H260V240H259ZM259 241H258V242H259ZM261 241H262V239H261ZM33 242H34V241H33ZM33 242H32L31 244H33ZM113 242H114V239H113L112 243H113ZM154 242H155V241H154ZM207 242H208V241H207ZM215 242H216V241H215ZM215 242H214V243H215ZM223 242H224V241H223ZM17 243H18V242H17ZM28 243H29V242H28ZM52 243H53V244H52ZM158 243H159V242H158ZM190 243H191V242H190ZM192 243H193V242H192ZM212 243H213V242H212ZM227 243H228V242H227ZM235 243H237V242H235ZM242 243H243V242H242ZM250 243H251V242H250ZM11 244H12V243H11ZM34 244H35V243H34ZM37 244H38V243H37ZM47 244H48L49 246H47ZM159 244H160V243H159ZM204 244L206 245L207 243H204ZM217 244H218V243H217ZM217 244H216V246H217ZM228 244H229V243H228ZM233 244H234V243H233ZM258 244H259V243H258ZM261 244H262V242H261ZM261 244H260V245H261ZM0 245H1V244H0ZM12 245H13V244H12ZM25 245H26V244H25ZM25 245H24V246H25ZM27 245L30 246V244H27ZM164 245H166V244H165L164 242H161V245L159 246V249H158L157 253H158V252H162V251H164V248H163ZM195 245H197V244H195ZM207 245H208V244H207ZM219 245H220V243H219ZM235 245H236V244H235ZM240 245H241V244H240ZM242 245H243V244H242ZM1 246H2V245H1ZM13 246H14V245H13ZM15 246H16V244H15ZM24 246H22V247H24ZM32 246H34V245H32ZM198 246H199V245H198ZM210 246H211V245H210ZM210 246H209V248H210ZM213 246H214V245H213ZM216 246H215V248H216ZM246 246H247V245H246ZM248 246H249V242H248ZM255 246H256V245H255ZM255 246H254V247H255ZM261 246H262V245H261ZM261 246H260V247H261ZM2 247L4 248V246H2ZM6 247H7V246H6ZM6 247H5V248H6ZM20 247H21V246H20ZM25 247H26V250H27V246H25ZM183 247H187V244H186V243H185V244L183 243V244H181V246L174 247V248H172V249L169 248V250H170V251L168 252L169 256H168L166 259H164V260H163V258H162L163 261H160V262H162V263H157V264H168L169 262H171V263H173V264H184V263L188 264L186 261L183 260V258H185V257L181 256V254L179 255V253H178V252L184 251V250L186 249V248H183ZM199 247H201V246H199ZM199 247H198V248H199ZM256 247H259V246H256ZM260 247H259V248H260ZM263 247H264V246H263ZM3 248H2V249H3ZM5 248H4V249H5ZM16 248H17V247H16ZM37 248H38V247H37ZM203 248H204V247H203ZM203 248H202V249H203ZM211 248H212V247H211ZM233 248H234V247H233ZM247 248H248V247H247ZM9 249H10V248H9ZM13 249H14V248L12 247L11 250H13ZM29 249H30V248H29ZM29 249H28V251H32V249H30V250H29ZM173 249H175V251H174ZM202 249H201V250H202ZM251 249H252V248H251ZM263 249H264V248H263ZM5 250H6V252H8V251H7L8 249H5ZM24 250H25V249H24ZM192 250H193V249H192ZM192 250H191V252H192ZM199 250H200V249H199ZM230 250H231V249H230ZM230 250H229V253H231ZM233 250H234V249H233ZM249 250H250V249H249ZM256 250H257V249H256ZM256 250H255V251H256ZM18 251H19V250H18ZM28 251H27V252H28ZM172 251H174V252H172ZM187 251H188V250H187ZM187 251H186V252H187ZM189 251H190V250H189ZM214 251L216 252L215 249H214ZM217 251H218V250H217ZM226 251H227V250H226ZM252 251H253V250H252ZM252 251H251V252H252ZM258 251H259V250H258ZM1 252H2V251H1ZM10 252H11V251H10ZM14 252L17 253L16 249L13 251V253H14ZM20 252H21V251H20ZM22 252H23V251H22ZM60 252H61V255H60L59 257H57V256L60 254ZM170 252H171V253H170ZM215 252H214V253H215ZM181 253H182V252H181ZM189 253H190V252H189ZM189 253H188V254H189ZM225 253H226V255H227V252H225ZM263 253H264V252H263ZM6 254H7V253H6ZM64 254L68 255V258H70V259H67L65 262L62 261V256H63ZM184 254H185V251H184ZM184 254L182 253V255H184ZM239 254H240V253H239ZM241 254H242V253H241ZM10 255H11V253H10ZM17 255H18V254H17ZM20 255H21V254H20ZM195 255H196V254H195ZM214 255H215V254H214ZM214 255L211 254L212 257H211L210 260H214V259H213V258H214ZM244 255H245V254H244ZM252 255H253V254H252ZM252 255H251V256H252ZM262 255H263V254H262ZM3 256H4V255H3ZM3 256H2V258H3ZM7 256H8V258H9V255H7ZM27 256H28V255H27ZM184 256H186V255H184ZM189 256H190V255H189ZM192 256H193V255H192ZM192 256H191V257H192ZM197 256H198V255H197ZM240 256H241V255H240ZM245 256H247V255H245ZM248 256L250 257V255H248ZM248 256H247V257H248ZM157 257H158V256H157ZM194 257H195V256H194ZM194 257H193V258H194ZM236 257H238V256L236 255ZM236 257H234V258H236ZM263 257H264V256H263ZM15 258H18V257H15ZM21 258H22V257H21ZM187 258H190V257H187ZM238 258H239V257H238ZM238 258H237V259H238ZM245 258H246V257H245ZM3 259H4V258H3ZM6 259H7V258H6ZM19 259H20V258H19ZM30 259H31V257H30ZM30 259H29V260H30ZM152 259H153V258H152ZM185 259H186V258H185ZM195 259H196V258H195ZM195 259H194V260H195ZM197 259H198V258H197ZM254 259H255V258H254ZM9 260H10V258H9ZM11 260L13 261V259H11ZM11 260H10V261H11ZM227 260H228V259H227ZM234 260H235V259H234ZM234 260H233V261H234ZM240 260H241V258H240ZM246 260H247V259H246ZM250 260H251V259H250ZM4 261H5V260H4ZM4 261L2 260V262H4ZM7 261H8V260H7ZM10 261H8V263H10ZM15 261H16V260H15ZM22 261H23V260H22ZM31 261H32V260H31ZM187 261H188V260H187ZM190 261H191V260H190ZM192 261H193V260H192ZM197 261H198V260H197ZM199 261H201V259H200ZM203 261H204V260H203ZM235 261L237 262V260H235ZM235 261H234V263H235ZM241 261H242V260H241ZM243 261H245V260L243 259ZM243 261H242V262H243ZM247 261H249V260H247ZM259 261H260V260H259ZM261 261H262V260H261ZM13 262H14V261H13ZM195 262H196V261H195ZM230 262L232 263V260H230ZM230 262H229V263H230ZM8 263H7V264H8ZM20 263H21V262H20ZM20 263H19V264H20ZM35 263H36V262H35ZM189 263H190V262H189ZM191 263H192V262H191ZM191 263H190V264H191ZM196 263H197V262H196ZM196 263H195V264H196ZM245 263H246V261L244 262V264H245ZM247 263H248V262H247ZM252 263H253V262H252ZM259 263H260V262H259ZM263 263H264V262H262L261 264H263ZM10 264H11V263H10ZM14 264H15V263H14ZM17 264H18V263H17ZM21 264H22V263H21ZM29 264H31V263H29ZM192 264H193V263H192ZM202 264H203V263H202ZM227 264H228V262H227ZM236 264H238V263H236ZM239 264H240V263H239Z\"/></svg>",
  "mask_w": 264,
  "mask_h": 264
}]
</instances>
